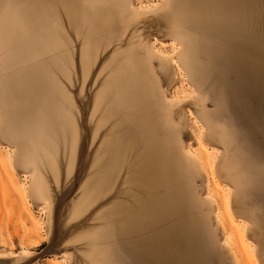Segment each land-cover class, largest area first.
Here are the masks:
<instances>
[{
    "label": "rangeland",
    "instance_id": "rangeland-1",
    "mask_svg": "<svg viewBox=\"0 0 264 264\" xmlns=\"http://www.w3.org/2000/svg\"><path fill=\"white\" fill-rule=\"evenodd\" d=\"M263 1L124 0L157 11L122 18L86 0H0V264H118L116 210L128 194L115 154L98 162V147L118 135L119 163H136L137 147L115 125L122 115L111 110L107 88L116 68L145 49L167 60L163 68L149 62L151 80L167 103L175 147L199 165L182 188L198 239L211 246L210 263L264 264V81H248L236 63L264 66ZM14 12H32L35 34L48 38L50 53L37 66L52 84L51 112L20 109ZM231 20H239L238 32L228 31ZM205 155L208 167L199 164ZM34 173L45 196L30 192ZM86 191L89 201L74 213Z\"/></svg>",
    "mask_w": 264,
    "mask_h": 264
},
{
    "label": "bare ground",
    "instance_id": "bare-ground-1",
    "mask_svg": "<svg viewBox=\"0 0 264 264\" xmlns=\"http://www.w3.org/2000/svg\"><path fill=\"white\" fill-rule=\"evenodd\" d=\"M86 1L91 6L99 5L103 11L117 13L122 18L129 14L141 16L151 11L130 8L124 0ZM161 5L165 8L166 2L163 1ZM153 8L151 12L154 13L157 11L156 6L154 10ZM11 16L14 25L11 28V33L14 35L12 42L16 45V49H20L16 57L22 68L17 81L20 109L22 108L24 113L31 104L45 112H51L54 93L49 88H52V84L48 83V73H45V69L37 66L45 63L43 59L50 53L48 38L43 37L42 33L40 36L35 34L39 32L38 29L33 28L32 12H14ZM239 24V20H231L225 25L232 33L239 31ZM230 27L233 28L232 31ZM247 29L244 30L248 33ZM135 57L127 58L124 64L116 68L107 89L112 96L111 110L115 109L122 115L117 117L115 125L122 126L125 134L130 136L132 146L137 147L136 163L132 164L128 157L119 163L120 152L125 146L122 143L124 140L118 135L114 138V143L112 139H107L98 147L100 149L98 160L96 158L99 162L109 153L115 154L118 180L124 175V190L128 194L126 201L122 205L119 204L116 210L120 223L117 231L119 253H115V257L118 264H123L124 258L126 264H211L209 257L211 246L205 236L202 237L203 242L198 239L196 227L193 224V202L191 198L185 200L182 188V181L188 179L198 165L194 163V161L197 162L196 156L191 153L188 156L179 154L175 147L176 129L166 112L167 103L161 97L159 88L151 80V77L155 78V73L150 68L149 62L157 59L159 66L163 68L167 60L160 53L150 49H145L143 54ZM180 58L183 62L187 60L185 53H181ZM245 62H236L240 64L245 78L250 82L264 81V66L257 65L249 58H245ZM237 86L238 89L243 90V84H237ZM229 87L227 86L228 90H232ZM101 103L102 96H99L95 107L98 109ZM171 103L177 105L179 102L171 101ZM109 109L105 108V111ZM40 120L38 118L39 123ZM100 127L98 124L92 142L96 139ZM199 164L208 167L210 164L207 156ZM30 192L40 196H45L47 193V187L38 173L32 175ZM89 199L90 193L83 192L73 212L78 213ZM208 200L211 202L214 199L209 195ZM225 217H227L226 214ZM217 222H220L219 218ZM223 246L227 249L230 244L224 242ZM94 252L95 248L92 249V254ZM96 262L93 264H98Z\"/></svg>",
    "mask_w": 264,
    "mask_h": 264
}]
</instances>
